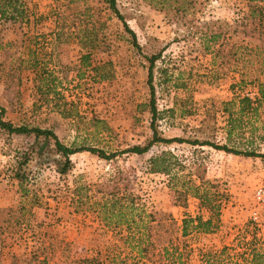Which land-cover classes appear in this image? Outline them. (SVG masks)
I'll return each mask as SVG.
<instances>
[{
    "label": "rangeland",
    "instance_id": "1",
    "mask_svg": "<svg viewBox=\"0 0 264 264\" xmlns=\"http://www.w3.org/2000/svg\"><path fill=\"white\" fill-rule=\"evenodd\" d=\"M115 1L135 39L107 0H22L23 16L0 19L3 120L51 129L71 147L115 154L74 153L61 173L63 158L52 143L37 154L40 141L33 135L0 129V264H79L86 258L89 264H164L169 257H161V247L183 264H205L219 252L221 264L240 262L236 254L264 234V200L255 198L264 184V158L188 141L156 143L144 154L123 150L152 136L146 56L160 52L153 85L163 137L264 154V101L256 113L242 115L243 129L226 140L227 111L236 114L238 97H254L253 79L264 78L257 54L246 66L220 59V44L226 52L247 42L240 25L251 22L248 0H192L184 7ZM220 26L227 28L224 39H210ZM257 33L249 37L252 46ZM161 151L177 159L168 175L149 171L150 158ZM26 154L20 183L16 168ZM193 191L216 200L218 219L208 232L191 225L183 236L184 217L210 215ZM111 194L120 210L133 205L126 211L130 225L106 213ZM169 218L178 229L169 228Z\"/></svg>",
    "mask_w": 264,
    "mask_h": 264
},
{
    "label": "trees",
    "instance_id": "2",
    "mask_svg": "<svg viewBox=\"0 0 264 264\" xmlns=\"http://www.w3.org/2000/svg\"><path fill=\"white\" fill-rule=\"evenodd\" d=\"M150 4L153 6H172V4L180 5L184 7L188 3V1L192 0H149ZM110 9L115 13V15L123 22V25L125 27V30L130 33V35L135 39V33L133 30H131L126 23V20L124 19L123 15L119 12V10L116 7V1L115 0H107ZM22 0H0V19L9 20V19H15L17 17H21L24 14L25 9L22 6ZM248 12H249V18H251V22H245L242 23L241 26V33L243 39H247L246 44L243 43H233L229 46L228 50L225 52V48L221 46L220 44V59L222 61V64L227 65L230 64L231 61H238L243 62V66H246L247 64H251L253 62L252 57L254 54H257V62L259 64V73L264 75V0H248ZM254 19L257 20V22H254ZM253 29L257 30V37L258 43L254 44L252 46V42L249 40V37L253 35ZM227 33V28H222L220 26V33H213L210 36V39L215 40L220 36V41L224 39L225 35ZM135 43V41H134ZM224 45V44H223ZM253 54V55H252ZM161 57V53L151 54L149 56H146V60L148 61V74H147V82L150 89V99L147 104L148 110L151 115V122H150V128L152 130V136L150 140H148L143 145H133L129 148H126L123 150V152H131L135 154H144L148 152V150L151 148L153 144L156 143H171V142H185L188 141L189 143L193 145H199V146H210L217 150H222L227 153H232L234 155H244L247 157H262L264 158V154H261L259 152H256L254 149H238L234 146H229L227 143L223 144H217L210 140H200L198 138H194L191 140H184L183 138H165L163 137L159 131L157 130L156 120L160 118V112L157 109L156 102H155V89L153 85V78H154V67L155 62ZM240 71V83H243L246 80V72L243 69L238 70ZM256 79V80H255ZM253 79V82L257 85V93L254 97H250L249 95H243L238 97V102L240 104V108L238 109V112L234 114V112L229 109L227 111V121H226V140L230 141L232 139L233 135L237 131H241L244 127V121H243V114L248 111H252V113L257 112V105L261 103V101H264V78H255ZM5 112V109L3 106L0 105V129L6 131L7 133H15L19 135H33L35 141H40V147L38 148L37 154H40L46 147L52 143L54 146L55 151L63 158V163L61 164L60 172L65 173L69 167L71 166V159L70 156L74 153L81 152V151H89L93 154L98 155L99 157L103 159H109L115 154H106L102 149L91 147V146H78V147H71L66 144H64L58 136L55 134V132L51 129L47 128H40L38 126L30 127L28 125H15L12 124L10 121L3 120V114ZM29 156L26 154L23 156L18 162V166L16 168L15 176L16 178L22 183L23 180H25V176L21 174V170L23 166H25L28 163ZM150 166L149 171L151 173H164V174H170L173 167L177 163L176 157L170 152V151H161L159 154L152 156L150 158ZM200 179H202L200 177ZM193 185V188L198 187L196 184L191 183ZM186 193V192H185ZM194 195H197V197L200 199V204L202 207H206L209 209L210 215L208 218L204 219L201 216H196L195 218H192L190 216L184 217L182 219V224L180 227L181 233L183 236L187 234L188 228L191 226L194 230L202 231V232H208L212 229V225L214 224V216L216 219H218V213H219V204L216 202V200L212 201L207 194H199L196 191H193ZM115 194H111L112 197H114ZM118 202H116V197L110 199L109 207L107 208V214L110 217V219H116L119 222H124L128 225L131 221L129 216H131L128 212L133 211V205L130 204L128 206L127 210H120V207L117 206ZM128 211V212H126ZM12 216L8 217V223L14 224L11 221ZM169 228L176 227L178 229V226L176 224V221L174 219L169 218ZM15 222L19 224V220L15 219ZM168 228V229H169ZM175 230V228H174ZM260 238H255V235L252 236L251 240L248 242L247 247L245 250L239 254H236L241 259L240 262L235 261L232 264H264V234L261 241ZM260 242V243H259ZM145 249V250H144ZM149 248H143L144 253H147ZM177 247L174 246V251L177 252ZM160 253L162 258L169 257L167 260H164V264H183L180 262L181 257L178 256V258H173L174 254H171L168 247H161ZM142 252V249L140 250ZM173 252V253H175ZM223 252V250L221 251ZM178 255V254H177ZM92 260L90 259H83L79 262V264H89ZM222 263V262H221ZM220 263V252L218 253L217 257L212 258L210 260L206 259L205 264H221ZM97 264H100L97 262Z\"/></svg>",
    "mask_w": 264,
    "mask_h": 264
},
{
    "label": "built area",
    "instance_id": "3",
    "mask_svg": "<svg viewBox=\"0 0 264 264\" xmlns=\"http://www.w3.org/2000/svg\"><path fill=\"white\" fill-rule=\"evenodd\" d=\"M256 93L257 91L253 92V95H255ZM255 198L260 201L264 200V184L255 190Z\"/></svg>",
    "mask_w": 264,
    "mask_h": 264
}]
</instances>
